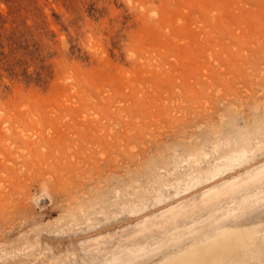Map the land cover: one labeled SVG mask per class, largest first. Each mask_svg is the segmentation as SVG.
Listing matches in <instances>:
<instances>
[{"label": "rangeland", "instance_id": "1", "mask_svg": "<svg viewBox=\"0 0 264 264\" xmlns=\"http://www.w3.org/2000/svg\"><path fill=\"white\" fill-rule=\"evenodd\" d=\"M263 177L264 0H0V264H264Z\"/></svg>", "mask_w": 264, "mask_h": 264}, {"label": "bare ground", "instance_id": "2", "mask_svg": "<svg viewBox=\"0 0 264 264\" xmlns=\"http://www.w3.org/2000/svg\"><path fill=\"white\" fill-rule=\"evenodd\" d=\"M245 156H246V153H243L241 156H239L236 159V161L238 162L239 160L243 159ZM263 178H261L259 180L262 181ZM258 181H256V182H258ZM263 181H264V179H263ZM263 181L261 183H255V187L257 186L256 189H259L261 192H263L262 188L264 189V184L262 185V183H264ZM250 185L251 184H249V186ZM246 188H248V187H246ZM246 188H243V189L246 190ZM245 190H243V191H245ZM240 191H241V189H240ZM243 191H241V193H243ZM239 193L237 191V194H239ZM251 194H254V193H251ZM261 232H263V231H261L260 227L252 228L250 230H242L239 228L227 229L223 232L221 240L227 241L228 238H230V237L235 238V240L239 242L238 244H242L244 247L243 254L246 253L245 256L247 257L244 260H261V257L263 255V247L260 245V243L258 241L259 235ZM263 237H264V235H263ZM221 240H218V239L210 240L205 244V247L213 246V245L219 243V241H221ZM246 249H247V251H246ZM198 251H199V247H193L189 252H185V253L177 256V257L175 256V257L170 258L166 264H176L179 260H186L189 253L194 254V253H197ZM240 256H241V254L239 255L237 253H234L235 258L240 257ZM217 260L219 263H222V264L225 263L223 258L218 257Z\"/></svg>", "mask_w": 264, "mask_h": 264}]
</instances>
